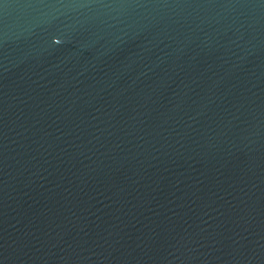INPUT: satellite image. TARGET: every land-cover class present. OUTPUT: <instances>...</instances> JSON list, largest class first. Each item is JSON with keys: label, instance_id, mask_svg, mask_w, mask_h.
I'll list each match as a JSON object with an SVG mask.
<instances>
[{"label": "water", "instance_id": "obj_1", "mask_svg": "<svg viewBox=\"0 0 264 264\" xmlns=\"http://www.w3.org/2000/svg\"><path fill=\"white\" fill-rule=\"evenodd\" d=\"M0 264H264V0H0Z\"/></svg>", "mask_w": 264, "mask_h": 264}]
</instances>
